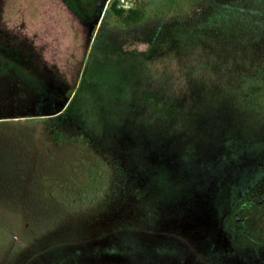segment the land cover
<instances>
[{
  "label": "rangeland",
  "instance_id": "obj_1",
  "mask_svg": "<svg viewBox=\"0 0 264 264\" xmlns=\"http://www.w3.org/2000/svg\"><path fill=\"white\" fill-rule=\"evenodd\" d=\"M0 264H264V0H0Z\"/></svg>",
  "mask_w": 264,
  "mask_h": 264
},
{
  "label": "trees",
  "instance_id": "obj_2",
  "mask_svg": "<svg viewBox=\"0 0 264 264\" xmlns=\"http://www.w3.org/2000/svg\"><path fill=\"white\" fill-rule=\"evenodd\" d=\"M111 10L114 15L119 19V21L125 26L137 24L144 18L143 12L137 9H131L126 12L125 10L117 9L116 4H112Z\"/></svg>",
  "mask_w": 264,
  "mask_h": 264
}]
</instances>
